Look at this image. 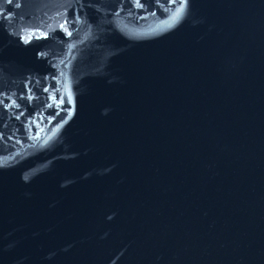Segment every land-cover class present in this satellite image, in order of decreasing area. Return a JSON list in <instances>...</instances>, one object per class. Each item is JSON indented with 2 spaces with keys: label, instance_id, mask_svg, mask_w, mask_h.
Here are the masks:
<instances>
[{
  "label": "water",
  "instance_id": "water-1",
  "mask_svg": "<svg viewBox=\"0 0 264 264\" xmlns=\"http://www.w3.org/2000/svg\"><path fill=\"white\" fill-rule=\"evenodd\" d=\"M0 264H264V0H0Z\"/></svg>",
  "mask_w": 264,
  "mask_h": 264
}]
</instances>
